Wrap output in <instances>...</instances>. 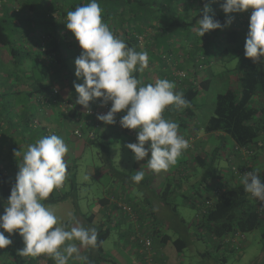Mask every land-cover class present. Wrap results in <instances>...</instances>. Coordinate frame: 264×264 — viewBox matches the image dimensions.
<instances>
[{"label": "crops", "instance_id": "0c3cea01", "mask_svg": "<svg viewBox=\"0 0 264 264\" xmlns=\"http://www.w3.org/2000/svg\"><path fill=\"white\" fill-rule=\"evenodd\" d=\"M2 2H0V18L3 16L5 8L15 4L9 1L2 7ZM134 3L135 2H133V4ZM142 3L143 5L138 9L132 8L130 4V8L127 7L123 9V12H125L123 15L125 18L124 23L118 20L112 22L111 20L104 21V19H102V21L108 24L113 34L118 38L123 39L121 36L122 34H120L122 31L119 30L121 26V28L126 27L132 32L140 33L144 36V40L137 41V47L134 48L138 52L146 51L148 53L149 66L143 71L138 70L133 73L142 84L154 83L156 79H168L175 83V91H177L182 86H186L189 82L187 78L178 80L175 76L176 71L183 69L191 73L198 72L199 76L202 75L201 78L204 77L210 80L207 88H201L200 94L195 101L196 132H191L189 129L182 130L178 128V133L186 137H190L191 133H196L194 136H191L193 137L192 146L183 151L178 157L177 162L167 171H161L162 174L157 177L155 183L146 182L150 176L145 175L144 177H146V180L143 179L142 182L140 181L135 185L139 186L138 188H141V190L134 199L129 195L135 187L134 185L123 184L118 179H112L111 182H113L112 185L114 188H110L109 186V190H105L101 197H93L95 202L90 204L91 207L89 205L88 213L80 210H78V212L74 211L72 214L73 219L66 221L78 220L84 227L96 228V225H101L103 228L109 227L112 231L118 233L121 241H119V244L117 243V247L107 251L103 246V251H105V254L109 252V256L111 257V251L115 252L116 250V254L121 253L126 258V264H180L183 262L181 258L184 249H187L189 246L191 247V243L183 237L186 233L196 240L205 241L210 244V250L205 248V251H197L203 263L204 260H207V264H228L229 260H220L222 248L217 246L213 237H210L205 230L196 226L198 219H200L199 209L195 207L196 204L192 203V200L196 198L197 201H199L196 193L202 194L206 187L224 188L226 185L234 187L241 183L229 171L230 165L234 161L240 160V154L235 149L236 143L233 142L230 132L221 130L206 131L205 125L213 114L215 100L212 94L214 90L216 89V91L219 90V92H221V90L224 91L226 88H239V86H211V84L212 82L222 80V74H227L225 71H219L217 67L219 57L232 55L224 50L227 47L225 44V32L233 28L240 31V34H242L240 43L241 48L239 47L238 51L235 53L238 54V58L240 59L245 50L244 43L248 32L249 19L245 23H238L235 20L236 12L229 13L231 23L224 26L221 32L212 33L208 31L202 37H199L194 29L198 27V20L202 19L205 14L203 11L205 5L207 4L210 9L207 13L210 16L221 11V6L217 5L214 0H142ZM170 8L177 15L183 16L186 22L189 23V26L182 30L181 33L172 36L166 41L162 37L157 39L154 28H160L165 25L164 12ZM15 24L16 23L13 25ZM160 30L161 29H159V31ZM55 37L57 38V45L59 47L58 54L60 56V65L58 69L60 71L59 80L61 86L57 87H59V92L65 99L68 97L74 99L78 97V93L75 91L74 77L68 68V62H70L69 59L76 58V54L79 50L81 51L82 48L79 46L71 30L64 27L58 29L57 33H55ZM16 41L19 43L22 41L21 43H23V46L31 51L27 55L26 60L24 58L18 59L21 60L19 63H16V59L13 57L17 55L15 52L10 54L9 49H7V52H4L0 47V60H9L15 66V69L13 68L10 70H5L4 67L0 68V170L9 172L13 176L19 171V164L22 163L23 154L27 150L28 145L34 144L38 139L50 134H56L64 139L62 128L64 124L67 123L72 124L74 130L78 127L81 131L86 129L89 135L94 131L95 126L97 127L98 125L94 117L91 119L87 116L88 119L85 117L83 120H79L77 117L68 119L62 111V106H52L44 102L43 97L46 98L51 89V87L45 85L51 84V76L54 72L52 58L49 54L45 55V53L41 54L37 51V49H40V45L37 43L36 35H32V38L29 37L27 41L23 37L21 41ZM169 47L172 48V51L167 50ZM38 55L39 59H41L39 61L37 59ZM198 56H205L207 59V65L202 72L200 71L201 69L198 68ZM27 60L30 61L27 63ZM20 65L23 66L21 67ZM10 96L12 98L14 96V98H21L16 101L19 103L21 102L20 104L17 105L13 103L15 112L12 115L5 114L1 108L4 104L3 101L6 97L8 98ZM94 102L95 100L89 103ZM247 108L255 110L254 118L259 121L262 115V126L264 127V88L258 87L255 95L249 101ZM91 122L93 123L91 124ZM97 128V133H95V131L94 133L98 140L105 139L114 143L122 138L127 144L137 142L138 129L135 130L136 136H132L128 133H122L120 127L105 124L103 122L98 125ZM148 143L150 142H146L145 147L148 146ZM247 146L254 149V154L252 158H250L251 166L253 171H260L259 175L262 183H264V131L258 137L257 143H249ZM17 151H19V154L15 155ZM212 153L219 156L217 168L219 169V174L222 179H219L217 175L215 177L212 175V178L203 176V170L198 167L194 161V156H196V154L211 155ZM222 161H224V163H222ZM65 162L69 167L70 163L75 164L73 161L68 163L67 159H65ZM139 164L143 166V168L150 170L147 165V158L141 159ZM150 171L152 172V170ZM127 173L132 174L131 172ZM99 176H101V170L100 172L98 171L97 177ZM167 183L176 190H179V193L184 198L183 202L185 205H189L195 209L193 218L189 215L185 216L177 213L176 204L169 205L162 199L159 193H161L162 188H164ZM187 191L192 192L194 197H189L185 194ZM186 198L188 201H186ZM119 200L126 201L130 204L134 203L138 206L136 211L141 219H143L146 212L150 211L149 213L153 216L158 228L160 227L158 230V232L160 231V238L155 239L153 243V260L151 263H148L144 257L142 258L135 244H133L134 248L127 247L125 240L135 224L125 216L126 214L118 209V218L112 216L107 218L110 216V212L117 211L118 206L116 204ZM167 202H169V200ZM1 208L2 207H0V214H3L4 210ZM88 216H92L91 221L87 220V218H89ZM148 221L150 220H146V223H148ZM170 226L173 227L174 233L168 230ZM0 231L4 230L0 229ZM123 235L125 238L122 239ZM177 239H183L185 241L183 244H185L184 246L186 247L182 252H179L173 244V241ZM232 239L236 246L241 247V252L238 256L241 257L244 245L247 243V238L243 236V245L239 242L238 238L233 237ZM122 242L125 244L123 245ZM75 243L79 246L78 241ZM11 249L13 254L19 255L18 250L21 248L18 245H14ZM89 249L90 247H81V255L87 256ZM5 251V249L0 251V264L10 260L13 261L12 255ZM207 251L214 253L213 256ZM42 255L45 258L46 254H41V256ZM29 257L30 256L22 257L23 260H20L24 261ZM49 257L46 258L48 264H55V260L49 259ZM258 259L264 260V254L260 255L257 261ZM13 264H18V261H15ZM68 264H83V262L70 258Z\"/></svg>", "mask_w": 264, "mask_h": 264}, {"label": "clouds", "instance_id": "9594fccd", "mask_svg": "<svg viewBox=\"0 0 264 264\" xmlns=\"http://www.w3.org/2000/svg\"><path fill=\"white\" fill-rule=\"evenodd\" d=\"M221 8L226 14L252 9L244 55L252 58L253 62L264 63V0H224ZM209 10L206 4L205 14L194 29L199 37L225 26L208 15ZM226 23L230 24L231 18ZM65 24L83 50L74 60L75 75L83 78L82 84H74L78 93L76 103L87 109L89 101L96 98H101L102 105L111 101L107 113L97 115V119L105 124H114L115 114L125 111L119 121L121 127L138 129L137 142L127 144L134 153V159L140 161L147 157L150 170L155 173L167 171L190 146L178 133L179 125L163 116L170 105L176 109L189 106L184 93L175 91V83L168 79L142 84L133 75L149 66L148 53L136 51L113 34L102 21V8L97 0H90L69 11ZM146 142H150L147 147ZM67 152V145L56 134L44 136L28 145L7 206L0 214V229L4 230L0 231V249L12 243L5 232L12 234L15 230L23 238L24 247L18 250L22 257L47 254L55 264H68L70 258L88 264V257L81 255L80 248L97 246V229L84 227L77 220L69 230L60 223L55 211L42 203L66 179L64 158ZM18 154L19 151L15 153ZM259 173V170L246 172L241 184L245 192L264 203V183ZM144 176L143 170H137L131 179L139 183ZM84 179L90 177L86 175Z\"/></svg>", "mask_w": 264, "mask_h": 264}, {"label": "trees", "instance_id": "16d2710c", "mask_svg": "<svg viewBox=\"0 0 264 264\" xmlns=\"http://www.w3.org/2000/svg\"><path fill=\"white\" fill-rule=\"evenodd\" d=\"M9 1L14 2L16 0H7L6 2L8 3ZM214 1L217 3V5L220 6L224 3V0ZM6 2H2V7L7 4ZM17 2H20L23 8V10L21 11L22 13L15 12L11 7H8L5 8L3 16L0 18V46L10 45L11 47L9 46L8 48L10 51L9 53L13 54V52H15L17 55L13 57L16 59V63H19V61L21 60L18 59L24 58V56L28 55L31 51H29L27 47H24L23 43L21 42L20 45L17 43L18 45L12 46L11 36H13V33L15 32H21L22 37L27 41L29 37L32 38V35H36L37 43L40 45V49H37V51H39V53L41 54H49L53 60L52 67L54 72L51 76V84L45 85L51 87L49 93H52V87L55 86L54 88H56L57 86H61L59 80L60 71L58 69V66L60 65V56L58 54L59 47L57 45V38L55 37V33H57L58 29L62 27L66 28L65 23L67 20V13L69 11H73L76 7L89 3L90 0H17ZM97 2L102 8V19H104V21L111 20L112 22H116L118 20L119 22L121 21V23L125 22V18L123 17L125 12H123V9H126L127 7L130 8V5H132V8L138 9L141 7V5H143L142 0H97ZM133 2L135 3L133 4ZM164 13L165 25L161 26L160 28H154L156 32L155 35L157 34V39L162 37L166 41L172 36L181 33L182 30L186 29L189 26V23L186 22L185 18L181 15H177L175 12H173V10H171V8L166 10ZM212 17L216 20H219L220 23L225 26L228 25L226 22L230 18L229 13H224L222 8L221 11L214 13ZM14 23L16 24L13 25ZM105 24L108 26L107 23ZM121 27L119 30L122 31V33L120 34H122L121 36L123 40L129 47L136 48L138 44V39L136 36L141 34L132 32L126 27ZM223 28L224 27L210 31L212 33L221 32ZM159 29L161 30L159 31ZM225 37V44L227 45V47L224 50L229 52L228 54H232V52H234L235 54L237 52L236 47H241L240 43L242 34H240V31L232 28L230 31L225 32ZM231 46L233 48H231ZM171 49L172 48L169 47L167 50L172 51ZM82 51L83 50H79L76 56L78 57V54H80ZM201 57L198 58L199 69H201ZM203 57L205 68V66L207 65V59L205 58V56ZM37 59L38 61L41 60L39 59V55ZM237 67L239 72V88H226V90L218 92L216 94L214 98L215 104L213 114L208 119V122L205 125V130H221L230 132L233 142L239 145H247L249 143L254 144L257 143L258 137L264 131V127L262 126L263 119L261 114L260 121L255 119V110L248 109L247 106L249 101L255 95L258 87L264 88V63L260 61L253 62L252 58L246 57L243 53L241 58L239 59ZM203 69H201L200 71L202 72ZM183 71L187 72L186 78L189 82L186 84V86H182L177 91H182L184 93L185 98L189 101V106L187 108L176 109L174 106L170 105L164 110L163 116L166 119H170L176 122L179 125V128H181L182 130H191V128L195 127L196 125L195 101L200 94L201 88H207L210 80L205 79L204 77L201 78L202 75L199 76L198 72L191 73L185 69H183ZM57 88L58 92L54 94L52 100L49 99L48 102L45 103L51 104L52 106H59V104H71V108H69L68 106L67 112H65L64 109L62 110L68 119H73L74 117H77L79 120H83L85 117L86 119H88V117L92 119V116L87 114L84 106L76 103L77 97H75L74 99L71 97L65 99L59 92V87ZM46 97H48V95ZM43 99L45 98L43 97ZM94 103H89V105H94ZM119 113L123 116L125 114V111L122 110ZM99 122L100 120L96 123L100 125L103 121L100 122V124ZM92 123L93 122H91V124ZM97 127L95 126L94 128L95 133H97ZM130 130L136 129H128L123 127L121 128L122 133L125 134ZM94 134L93 136H90L89 143L98 140L96 134ZM112 143L113 142L110 140L101 142L103 152L101 159L102 163L105 166V168L103 169L110 173L112 179H118L120 182L127 185H137L138 183L134 182L131 179L134 174H126L124 172L116 170V168L113 166L112 160L109 157L108 153V148ZM218 159L219 156L214 153H212L211 155L196 154V156H194L195 163L203 170V176L212 178V175H214V177L217 175L219 179H222L219 174V169L217 168ZM71 170V167L67 166L66 179L61 186V189H54L53 192L50 193L49 197L46 200L42 201L44 205L63 202L67 200L70 195H72V192L76 191V189L78 188V184L73 175L69 176ZM96 170L100 172V169L96 168ZM15 176L10 174L9 172L0 170V207L7 206L8 197L10 196L11 189L15 184ZM67 183L69 185V190L64 189ZM212 188L211 186L208 188L206 187L202 194L196 193L199 201H197L196 198L195 200H192V203L196 204L195 207L199 209L200 219H198L196 226H199L200 228L205 230L210 237H213V239L217 243V246L219 248H222L220 260L227 261L232 259L236 255V252L238 254L241 252L239 250L240 247L237 246L239 247V249H237L235 247L236 245L233 239H228V237L233 235V238L234 236H236V234L242 236L243 234L253 231L257 228L262 229V236L264 237V217L260 216V214L257 212L250 194L245 192L244 187L241 183L238 186L234 187L226 185V187H224V190H220V192L218 193V196L214 201L212 207L208 208L205 214H201V205H203L205 200L211 195L212 190L214 189ZM172 189V186L167 183L165 184L164 188H162L161 193H159L162 199H164V201H166V203H168L169 205H171V203L167 202V196L172 193ZM210 189L212 190L209 191ZM186 201H188L187 198ZM73 204L75 205V207H78L75 199L73 200ZM131 205L134 211L138 209V206H136L134 203ZM113 216L115 218H118L119 212L115 213ZM88 217L89 218H87V220L91 221L92 216ZM107 218H110V216H108ZM131 222L135 223L132 220ZM151 223L154 224L153 231L149 233L144 230V233H146L147 236H151L154 243L155 239L160 238V231L158 232L160 227L158 228L154 218L152 219ZM74 224L75 221H66L62 223V225L66 226L69 230ZM144 226H142V233ZM96 229L98 231L97 246L95 248L90 247L89 252L87 253L88 264H100L101 261L107 260L103 251V243L110 235V228H103V226L101 225H96ZM134 232L135 226H133L132 230L128 233L127 240L130 239V236L134 234ZM5 236H8L9 238L15 237L18 239V241L13 245H9V247L0 249V251L5 249L13 257V261H6L3 262V264H13L15 261H18V264H44L43 259H46V257L44 258L43 255H39L36 257L30 256L28 259L21 261L23 260L21 256L13 254L11 247H13L14 245H18L20 248H22L24 246L23 238L18 231L14 230L12 234L5 232ZM239 238L243 239V237L240 236ZM136 240L137 241H134L133 243L137 246L138 252L143 258L144 254H142L140 251L141 246L138 242V239ZM184 242L185 241L183 239H177L173 241V244L176 246L179 252H182L186 247L184 246L185 244H183ZM49 259L54 260L52 257H49Z\"/></svg>", "mask_w": 264, "mask_h": 264}, {"label": "rangeland", "instance_id": "374dc122", "mask_svg": "<svg viewBox=\"0 0 264 264\" xmlns=\"http://www.w3.org/2000/svg\"><path fill=\"white\" fill-rule=\"evenodd\" d=\"M2 1L3 0H0V2ZM4 1L6 2L7 0H4ZM16 2L17 1L13 2L15 4L11 6L12 9L15 12L22 13L21 11L23 10V8L20 2H17V3ZM20 37H22L21 32L13 33V36H11L12 46H15L18 44L20 45L18 41L16 42V40L21 41ZM9 46H0V47L4 52H7L8 51L7 49L9 48ZM232 46L231 48H233ZM238 49L239 47H236L237 51ZM24 59L25 60L27 59V55H25ZM74 60L75 58L69 59L70 62H68V68L72 72L71 74L74 77L75 84H82L83 78L82 77L77 78L75 75ZM29 61L30 60H27V63ZM238 62H239L238 54H234V52H232V55L219 57L218 65H217L218 70L225 71L227 74L225 75L221 73L223 75V79L219 80L218 82L216 81L212 82L211 86H227V87L228 86H238L239 85V72H238V67H237ZM1 67H4L5 70H10L13 68L15 69V66L9 60H4V61L0 60V68ZM218 92L219 90L218 91H216V89L214 90V93L212 94L213 99L215 98ZM14 97L13 98L11 96L8 98L6 97V99L3 101L4 104L1 108L5 114L12 115L15 112V107H13V103L17 105L21 103V102L20 103L16 102L21 98H17V97L14 98ZM73 127L74 126L72 124L67 123V124H64L62 128L63 130L62 132L64 135L63 141L68 147V152L66 153L64 159H67L68 163H70L71 161L75 162V164L70 163V167L72 170L69 176L73 175L74 179H76V182L78 184V188L76 189L75 192H72V195H70V197L67 200L63 202H58L54 204H45L46 207L55 211V213L59 217L60 223H63L69 219H73L72 214L74 211L78 212V210H80L82 212L88 213L89 205L95 202L93 197H101L104 194L105 190L106 191L109 190L108 189L109 186L110 188H114V186L112 185L113 182H111L112 177L108 171H105L103 169L105 168V166L102 163V159H101L102 154H103L101 142H105L107 140L99 139V140L93 141L92 143H89L90 135L88 134V131L86 129H83L81 131V137H77L73 135V131H74ZM108 153H109V157L112 160L113 166L116 168V170H119L124 173L126 172V174H130L127 172L136 174L137 170H143L145 172V175L150 176V178H148L146 182L149 181L150 183L153 184L156 182L157 177L162 174V172L155 173L153 171L151 172L150 170H147L146 168H143V166L139 164V161L134 159V153L132 152L131 149L127 147V142H125V140H123L122 138L119 139L117 142L112 143L109 146ZM222 163H224V161H222ZM96 168L101 170V176L99 177H97L98 171L96 170ZM86 175L89 176L90 179L85 180L84 177ZM144 179L146 180V177H144ZM138 187L139 186H135L133 190L131 191V193L129 194L132 199H134V197L141 190V188H138ZM140 187H143V186H140ZM172 188H173L172 193H170L167 196V199L169 200V202H171V204L177 205L176 206L177 213L183 214L185 216L189 215L191 218H193L195 215V209L189 205H185L183 202L184 198L179 193V190L178 189L176 190L173 186ZM64 189L69 190L68 183L66 184ZM181 191L184 193L182 189ZM185 194H187L189 197H194V195H192V192L187 191L185 192ZM74 199L76 200L78 209L73 204ZM4 208L5 207H2L1 209L4 210ZM168 230L174 233L173 227L170 226ZM110 231L111 232H110L109 237L105 240L103 244L104 249L107 251L113 250L114 247L116 248L117 243L119 244V241H121L120 237L118 236L119 235L118 233H116L115 231H112L111 229ZM243 236L244 237L246 236L247 243L246 245H244L241 257H238L240 254L236 252V255L232 259L229 260L228 264H264L263 259L261 260L258 259L257 261V258L260 255L264 254V237L262 236V229L257 228L253 231L243 234L242 237ZM183 237L184 239L186 238L187 241L191 243L190 244L191 247L189 246L187 249H184L182 258H181L183 262H181L180 264H201L203 263L200 257L198 256L197 251L198 250L205 251L206 250L205 248H208V250H210V244L206 243L205 241L196 240L192 238L191 236H189L187 233L184 234ZM123 238H125L124 235L122 236V239ZM234 238H238L239 242H241V244L243 245L244 239L239 238L238 235L234 236ZM125 243L127 247L134 248V245H133L134 243L130 242L129 240L126 239ZM125 243L122 242L123 245ZM239 250L241 251V249ZM111 252H112L111 257L109 256L110 255L109 252L107 254L104 253L107 260L101 261L100 264H126L127 263L126 258L121 253L116 254L117 253L116 250L115 252L113 251ZM207 252H210L212 256L214 254L211 251H207ZM203 264H207V260H204Z\"/></svg>", "mask_w": 264, "mask_h": 264}, {"label": "built area", "instance_id": "2783aa9c", "mask_svg": "<svg viewBox=\"0 0 264 264\" xmlns=\"http://www.w3.org/2000/svg\"><path fill=\"white\" fill-rule=\"evenodd\" d=\"M251 11H252V9H247V10L242 11V12H236L235 13L236 14L235 20L238 23L247 22V20L250 17ZM136 37H137L138 41L144 40V36L142 34L141 35H137ZM79 55L80 54H78V56ZM52 62H53V60H52ZM200 68L201 69L204 68V57L203 56L201 57ZM175 76L177 77L178 80H183V79H185L187 77V72L183 71V70H178V71L175 72ZM57 92H58L57 88H53V92L49 93L48 97H46L44 99V102H48L49 99L52 100L54 94H56ZM100 101H101V98H96V101H95L94 105H89L88 108L86 109L87 114L92 116V118L94 117L96 122L99 121L97 119V115L98 114H100V115L106 114L107 111L111 107V101H108L107 103H105L103 105L101 104ZM59 106H62L65 112H67L68 106H69V108H71V104H69V105L59 104ZM121 117H122V114H120L119 112L116 113L115 114V121L116 122L114 124H110V125L122 128L120 123H119ZM196 129H197V127L195 126V127L191 128L190 131L191 132H196ZM93 134H94V131L90 134V136H93ZM128 134H130L132 136H134V135L136 136V131L135 130H130L128 132ZM195 134L191 133V136H194ZM74 135L77 136V137H81V130L79 129V127L74 130ZM191 136L190 137L183 136L189 142V145H190L189 148L192 146V140H193L192 138L193 137H191ZM235 149L240 154V160L239 161H234L230 165L229 171L231 172V174L237 180H239L241 182V178L246 172L253 171L252 166H251V162H250V158L254 154V149H252L251 147H248L247 145H239V144L235 145ZM57 189H61V187L57 188ZM220 190H224V188L216 187V188H214L212 190L211 195L205 200L204 204L201 205V208H200V213L201 214H205L207 212V209L212 207V205H213L214 201L216 200ZM250 197L253 200V203H254V206L257 209V212L260 214V216L264 217V210H262V209H264V203L260 202L259 200H256V198L252 197L251 194H250ZM116 205L118 206L117 211L110 212L109 213L110 217L111 216L114 217L113 215L115 213H118L119 210H120L121 212L126 214V216L129 219H131L132 221L135 222L134 223L135 224L134 225L135 226V232H134V234H132L130 236L129 241L133 243L134 241H137L136 239H138V242H139V244L141 246L140 247L141 253L144 254V258L146 259V261L148 263H151L152 260H153L152 259L153 258L152 257L153 256V249H152L153 239H152L151 236H147L146 233H144V230L149 232V233L153 231L154 224L151 223V221L153 219V216L151 215V213L146 212L144 214L143 219H141L140 216L137 214V212L133 210L132 205L130 203L126 202V201H120L119 200ZM146 220H150V221H148V223H146ZM149 222H150V224H149ZM150 225H152V226H150ZM142 226H144L143 233H142ZM236 235H238V234H236ZM232 236L233 235L228 237V239L232 240ZM238 236L242 237L241 235H238ZM10 239L12 240V243L10 245H13L15 242L18 241V239L15 238V237L10 238ZM6 247H9V245L6 246ZM236 248L239 249V247H237V246H236ZM45 257L47 258L49 256L46 254ZM44 264H48V261L46 259H44Z\"/></svg>", "mask_w": 264, "mask_h": 264}]
</instances>
